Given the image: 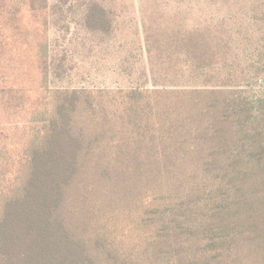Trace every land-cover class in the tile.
I'll return each mask as SVG.
<instances>
[{
    "label": "trees",
    "instance_id": "16d2710c",
    "mask_svg": "<svg viewBox=\"0 0 264 264\" xmlns=\"http://www.w3.org/2000/svg\"><path fill=\"white\" fill-rule=\"evenodd\" d=\"M80 4L89 32L114 33L111 9ZM253 16L264 26V2ZM165 45L194 71L230 50L201 28ZM249 92L137 88L119 111L87 89L57 90L15 189L0 190V264H264V90ZM165 188L169 201L144 207ZM122 209L145 212L135 248L112 228Z\"/></svg>",
    "mask_w": 264,
    "mask_h": 264
},
{
    "label": "rangeland",
    "instance_id": "374dc122",
    "mask_svg": "<svg viewBox=\"0 0 264 264\" xmlns=\"http://www.w3.org/2000/svg\"><path fill=\"white\" fill-rule=\"evenodd\" d=\"M82 2L0 0V190L6 193L15 189L27 149L42 135L57 90L87 89L106 104L119 102L112 106L119 111L123 93L137 88L264 90L253 66L259 53L264 56V26L253 16L264 0H98L115 13L111 36L84 27ZM197 28L230 43L204 71H194L182 53L165 45ZM169 200L166 188L152 190L144 207ZM135 211L114 212L112 228L125 248L145 237L139 224L145 212Z\"/></svg>",
    "mask_w": 264,
    "mask_h": 264
}]
</instances>
